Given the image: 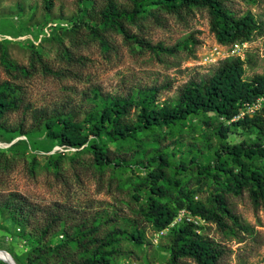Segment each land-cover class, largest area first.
<instances>
[{
  "label": "rangeland",
  "instance_id": "rangeland-1",
  "mask_svg": "<svg viewBox=\"0 0 264 264\" xmlns=\"http://www.w3.org/2000/svg\"><path fill=\"white\" fill-rule=\"evenodd\" d=\"M47 1L0 0V89H20L25 103L41 114L57 113L83 122L99 103L93 96L95 90L132 100L138 89L156 88L155 105H170L182 87L210 77L229 57L252 58V65L246 66L247 79L264 74V35H256L241 51L234 52L232 46L218 44L210 31L207 10L180 18L151 5L150 11L140 14L135 12V3L141 0H115L120 11L132 16L122 20L131 34L153 45H181L175 55H156L127 42L116 26L105 23L102 13L108 0H54L51 10L46 8ZM227 7L236 17L252 16L264 23V0H229ZM135 112L132 109V117ZM37 119L21 109L7 114L1 125L24 124L29 131L38 124ZM229 125L216 114H200L177 130L165 127L155 136L122 144L118 150L110 147L109 153L117 161L142 159L158 142L164 148L171 146L172 161L178 166L181 161L188 162L190 152L211 157L225 144L219 131ZM5 135L0 130V193H18L44 209L61 206L74 222L101 218L104 233L121 230L122 252L115 257L116 264H167L166 247L185 220L196 221L201 227L198 233L222 250L218 264H264V205L255 210L247 189L236 194L225 183L221 186L222 180L205 177L194 166L181 174L173 168L168 172L171 184L166 185L169 195L165 203L172 207L188 203L184 193L194 201L206 202L212 191L223 188L231 208L249 229L233 232L230 221L223 228L182 209L169 229L156 232L143 215L150 195L144 183L148 175L144 165L127 172L114 164L100 168L87 146L65 148L52 142L47 149L34 150L27 136L11 141ZM237 140L248 138L239 136ZM20 141L28 144L25 153L4 152ZM253 165L264 170V159H256ZM134 228L144 233L143 244L130 240ZM18 233L11 222L0 221V250H14L19 256L27 252L29 248L17 238ZM0 257L7 258L1 252ZM185 262L195 264L191 259ZM0 264L6 263L1 260Z\"/></svg>",
  "mask_w": 264,
  "mask_h": 264
},
{
  "label": "trees",
  "instance_id": "trees-1",
  "mask_svg": "<svg viewBox=\"0 0 264 264\" xmlns=\"http://www.w3.org/2000/svg\"><path fill=\"white\" fill-rule=\"evenodd\" d=\"M228 1L141 0L135 3V12L143 14L151 10V5H156L169 14L184 18L195 10H207L210 31L222 46L250 43L256 35H264V23H258L252 16L236 17L227 7ZM53 4L54 0H48L46 8L51 10ZM128 15L117 8L115 0H108L102 13L105 23L116 26L127 42L140 49L156 55H175L179 52L181 45L171 48L161 43L153 45L131 34L122 23ZM252 62L251 57L224 59L210 77L182 87L170 105H155L156 88L138 89L137 97L132 100L113 98L95 90L93 96L99 103L83 122L57 113L41 114L25 103L20 89L8 86L5 90L0 89V130H4L5 137L11 141L27 136L34 150L47 149V144L52 142L65 148L87 146L93 151L95 163L100 168L114 164L118 170L127 172L134 166L144 165L148 171L144 183L150 195L148 203L143 205V215L151 221L156 232L169 229L182 209H187L199 220L215 223L219 227L226 228L230 221L233 232L247 231L249 225L244 224L231 208L223 188L212 191L206 202L194 201L187 193L184 196L188 203H180L177 207L165 203L164 199L169 195L166 185L171 184L169 170L176 168L177 174H181L194 166L201 175L222 180L219 184L223 186L225 183L236 194L247 189L255 210L264 205V170L253 165L256 159H264V74L247 79L246 66L252 65ZM21 109L35 114L38 118L35 127L25 131L24 124L12 128L1 125L7 114ZM132 109H136L133 117ZM209 113L230 122L228 127L219 131L225 144L216 149L211 157L198 151L190 152L188 162L181 161L177 166L171 158V146L164 148L158 142L142 159L117 161L110 156V147L118 150L122 144L137 141L146 135L155 136L165 127L177 130L192 117ZM239 136H246L248 140L236 141ZM20 150L24 153L28 150L27 142L20 141L4 152ZM133 196L140 201L136 193ZM57 207L44 209L18 193H0V221L8 220L16 226L19 230L17 238L29 248L21 256L9 250L17 264H116L114 259L122 252L121 230L104 233L101 218H95L93 222H74L67 209ZM200 228L194 220H185L177 228L166 247L169 253L167 264H187L185 259H191L195 264H218L222 250L199 234ZM129 238L138 244H143L145 239L138 228L129 233Z\"/></svg>",
  "mask_w": 264,
  "mask_h": 264
},
{
  "label": "water",
  "instance_id": "water-1",
  "mask_svg": "<svg viewBox=\"0 0 264 264\" xmlns=\"http://www.w3.org/2000/svg\"><path fill=\"white\" fill-rule=\"evenodd\" d=\"M0 252L3 253L4 255H6V257H7V259H1L4 263H6V264H17L15 259L13 258V256L9 252L4 251V250H0Z\"/></svg>",
  "mask_w": 264,
  "mask_h": 264
},
{
  "label": "built area",
  "instance_id": "built-area-1",
  "mask_svg": "<svg viewBox=\"0 0 264 264\" xmlns=\"http://www.w3.org/2000/svg\"><path fill=\"white\" fill-rule=\"evenodd\" d=\"M247 43H244V44H235L233 46V50L234 52H238V51H241L242 47H244Z\"/></svg>",
  "mask_w": 264,
  "mask_h": 264
},
{
  "label": "bare ground",
  "instance_id": "bare-ground-1",
  "mask_svg": "<svg viewBox=\"0 0 264 264\" xmlns=\"http://www.w3.org/2000/svg\"><path fill=\"white\" fill-rule=\"evenodd\" d=\"M2 254H3V253H2ZM5 256H6V255H5ZM1 259H7V258L0 257V260H1Z\"/></svg>",
  "mask_w": 264,
  "mask_h": 264
}]
</instances>
